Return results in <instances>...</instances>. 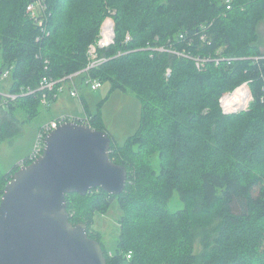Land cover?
<instances>
[{"label": "trees", "instance_id": "1", "mask_svg": "<svg viewBox=\"0 0 264 264\" xmlns=\"http://www.w3.org/2000/svg\"><path fill=\"white\" fill-rule=\"evenodd\" d=\"M32 2L0 0V74L10 71L11 93L82 71L115 12L116 43L100 52L109 59L91 75L142 106L135 135L123 145L111 138L113 162L128 171L125 191L67 195L70 222L87 225L108 264H264V0H47L42 26L27 11ZM194 59L204 60L201 69ZM244 82L251 107L223 114L220 98ZM42 96H21L0 110V145L21 132L22 120L40 115ZM86 109L89 127L108 133L101 114ZM29 163L0 169V204ZM175 193L185 207L173 212ZM115 201L121 228L109 252L93 222Z\"/></svg>", "mask_w": 264, "mask_h": 264}, {"label": "water", "instance_id": "2", "mask_svg": "<svg viewBox=\"0 0 264 264\" xmlns=\"http://www.w3.org/2000/svg\"><path fill=\"white\" fill-rule=\"evenodd\" d=\"M107 132L67 121L44 140L34 162L21 165L0 204V264H108L86 224L73 225L67 195L93 189L119 196L128 171L113 162Z\"/></svg>", "mask_w": 264, "mask_h": 264}, {"label": "rangeland", "instance_id": "3", "mask_svg": "<svg viewBox=\"0 0 264 264\" xmlns=\"http://www.w3.org/2000/svg\"><path fill=\"white\" fill-rule=\"evenodd\" d=\"M259 33L264 49V23L260 25ZM1 68L2 57L0 53V70ZM10 83V79L2 82L1 89L8 90ZM80 83L81 81L77 80L79 97L71 98L67 92L63 93L50 107L43 106L37 118L28 122H25L26 119L21 121V132L0 145L1 172L8 173L34 152L44 125L65 114L76 115L74 113H78L85 115L88 113L86 106L90 113L96 114L99 112L101 114L108 134L111 135L116 144L123 145L131 136L135 135L141 119L142 106L140 100L134 94L122 90H112L108 83L102 84V87L97 90H91L86 84ZM83 101H85L86 106ZM169 207L173 212H176L182 210L185 205L178 194L175 193L169 202ZM120 217L121 209L118 202L115 201L106 213L98 214L94 218L93 227L101 232L103 243L109 252L114 250L119 240ZM195 248L196 252H200L199 242Z\"/></svg>", "mask_w": 264, "mask_h": 264}, {"label": "built area", "instance_id": "4", "mask_svg": "<svg viewBox=\"0 0 264 264\" xmlns=\"http://www.w3.org/2000/svg\"><path fill=\"white\" fill-rule=\"evenodd\" d=\"M227 3H230L228 1ZM232 9V6H228V10ZM47 10V0H33L32 3L27 8L28 13L32 16V18L39 23L41 26L44 22V17L46 15ZM115 12H111L106 19L104 20L99 36L95 43L90 45L88 49V62L87 66L80 72H76L74 74L65 76L59 80H54L49 77H45L42 79L38 88L33 89L31 87H24L21 89L19 93H11L9 90L1 89L2 82L10 79V71H6L0 74V110L6 107L9 102H14L21 96H30L36 94L38 92L42 93V103L44 106L50 107L52 105V100L58 99V97L66 93L71 98L79 97L78 88H77V80H80V84H86L91 88V90H97L102 87V82L98 79L92 77L91 73L102 66L104 63L108 61V57L101 55V51L110 48L115 45L117 40V32H116V23L114 20ZM205 33V31H204ZM203 42L207 41V34L205 33L201 37ZM132 41V36L127 34L125 43H130ZM154 52L157 53H171L177 57H185L191 58L186 51H178L174 47L166 48V47H156L153 49ZM123 55L120 53L118 56ZM196 60L197 69H201L203 67V61L200 59ZM172 73L171 69L167 70L166 77L170 78ZM68 86V87H67ZM254 102V96L252 93V89L250 86V82H245L239 87H237L232 92H227L222 95L219 100L220 108L225 115L238 114L241 112L248 111L251 107V104ZM71 121V122H80L86 126H89V118L88 116L83 119H69L67 117H61L59 119L53 120L50 123L43 126L40 136L38 137L37 145L35 147L34 152L29 156L30 162L37 160L43 154L44 150V140L45 138L54 130L58 129L63 123ZM128 259L132 258V252L128 254Z\"/></svg>", "mask_w": 264, "mask_h": 264}, {"label": "crops", "instance_id": "5", "mask_svg": "<svg viewBox=\"0 0 264 264\" xmlns=\"http://www.w3.org/2000/svg\"><path fill=\"white\" fill-rule=\"evenodd\" d=\"M70 97V96H69ZM84 102V101H83ZM74 114H76V115H62L61 117H67V118H69V119H71V118H73V119H83V118H85V117H87L88 116V113H86L85 115H80V114H78V113H74ZM61 117H56V119H59V118H61ZM55 119V120H56Z\"/></svg>", "mask_w": 264, "mask_h": 264}, {"label": "bare ground", "instance_id": "6", "mask_svg": "<svg viewBox=\"0 0 264 264\" xmlns=\"http://www.w3.org/2000/svg\"><path fill=\"white\" fill-rule=\"evenodd\" d=\"M108 14H109V13H108ZM244 83H245V82H244ZM242 84H243V83H242ZM242 84H240V85H242ZM240 85H239V86H240ZM239 86H238V87H239Z\"/></svg>", "mask_w": 264, "mask_h": 264}]
</instances>
